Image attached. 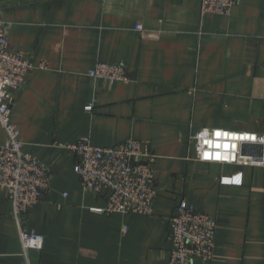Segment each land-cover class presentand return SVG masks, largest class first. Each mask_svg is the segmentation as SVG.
<instances>
[{
	"label": "crops",
	"instance_id": "0c3cea01",
	"mask_svg": "<svg viewBox=\"0 0 264 264\" xmlns=\"http://www.w3.org/2000/svg\"><path fill=\"white\" fill-rule=\"evenodd\" d=\"M0 6L9 47L46 63L26 75L11 109L22 150L51 171L48 191L25 216L43 237L29 264H168L170 217L182 200L215 218L209 264H264V146H245L261 163L242 166L199 161L190 141L203 127L264 133V0H239L228 15L202 13L199 0ZM97 62L123 63L127 80H92ZM84 137L99 146L150 141L158 187L151 215L92 210L104 200L82 188L64 147ZM237 173L240 183L220 182ZM0 264H24L2 186Z\"/></svg>",
	"mask_w": 264,
	"mask_h": 264
},
{
	"label": "built area",
	"instance_id": "2783aa9c",
	"mask_svg": "<svg viewBox=\"0 0 264 264\" xmlns=\"http://www.w3.org/2000/svg\"><path fill=\"white\" fill-rule=\"evenodd\" d=\"M238 1L199 0V3L202 13L228 15ZM10 30L11 23L4 20L0 6V127L5 135L4 143L0 144V186L6 189L24 264H29L28 250L41 249L43 237L25 227V216L48 191L51 171L49 165L22 150L19 130L11 122V109L15 93L23 85L26 75L35 68H46V63L41 61L34 65L27 53L12 50L9 47ZM87 75L92 80L101 79L108 83L125 81L128 77L123 63L106 62L95 63ZM90 108V105L86 107L88 110ZM201 129L190 136L197 160L242 166L261 163V158L245 154L243 148L248 145L263 147L264 133L209 128L234 134L235 139L230 141L228 149L231 155L229 159H201L195 140L196 133ZM64 147L75 154L73 171L82 188L104 200V206L92 208L93 211L152 214L158 187L152 167L156 155L151 150L149 140L127 138L111 146H99L84 137ZM234 175L224 177L231 179ZM169 228L172 246L168 264H209L216 233L214 217L189 207L182 200L176 213L170 217Z\"/></svg>",
	"mask_w": 264,
	"mask_h": 264
},
{
	"label": "clouds",
	"instance_id": "9594fccd",
	"mask_svg": "<svg viewBox=\"0 0 264 264\" xmlns=\"http://www.w3.org/2000/svg\"><path fill=\"white\" fill-rule=\"evenodd\" d=\"M2 95V93H0ZM235 136L233 133L227 130L209 129L207 127L202 128L195 135L197 141L196 151L200 155L201 159H207L206 154L211 158L216 159H229L230 153L228 151L230 141L234 140ZM205 145L207 146L205 148ZM235 148V145H232ZM235 178H242L241 173L235 174L231 179L228 177H222V183H235Z\"/></svg>",
	"mask_w": 264,
	"mask_h": 264
},
{
	"label": "snow or ice",
	"instance_id": "6c2138e0",
	"mask_svg": "<svg viewBox=\"0 0 264 264\" xmlns=\"http://www.w3.org/2000/svg\"><path fill=\"white\" fill-rule=\"evenodd\" d=\"M206 158H207V159H211V157L208 156L207 154H206ZM216 159L219 160V157H217ZM239 182H240V181H239V178H235V183H239Z\"/></svg>",
	"mask_w": 264,
	"mask_h": 264
}]
</instances>
